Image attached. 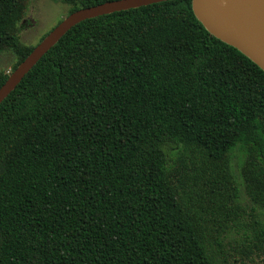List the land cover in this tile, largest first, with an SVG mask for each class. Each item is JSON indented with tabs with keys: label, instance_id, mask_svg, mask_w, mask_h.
<instances>
[{
	"label": "trees",
	"instance_id": "1",
	"mask_svg": "<svg viewBox=\"0 0 264 264\" xmlns=\"http://www.w3.org/2000/svg\"><path fill=\"white\" fill-rule=\"evenodd\" d=\"M29 1L0 0L13 70ZM192 1L77 23L0 103V264H220L241 188L264 248V69Z\"/></svg>",
	"mask_w": 264,
	"mask_h": 264
},
{
	"label": "water",
	"instance_id": "2",
	"mask_svg": "<svg viewBox=\"0 0 264 264\" xmlns=\"http://www.w3.org/2000/svg\"><path fill=\"white\" fill-rule=\"evenodd\" d=\"M166 0H110L79 8L61 20L9 74L0 87V103L40 58L74 25L115 11ZM193 10L209 32L238 48L264 69V0H193Z\"/></svg>",
	"mask_w": 264,
	"mask_h": 264
},
{
	"label": "rangeland",
	"instance_id": "3",
	"mask_svg": "<svg viewBox=\"0 0 264 264\" xmlns=\"http://www.w3.org/2000/svg\"><path fill=\"white\" fill-rule=\"evenodd\" d=\"M70 8L69 4L61 1L30 0L25 17L19 24L20 40L26 45L36 46L44 35H47L69 14ZM16 62L17 56L12 50L0 53V71L10 74ZM184 168V165L181 166V170ZM187 179V177H183L180 181L183 183ZM193 197L197 206L196 195L194 194ZM202 200L204 206H207L208 200L205 198ZM239 201L241 205L240 220L245 227H235L233 219L228 220L222 226H218L217 221L210 222L212 240L217 236L222 245L219 249L220 264H264L262 241L254 237V229L251 226L258 217H256V211L251 208V202L242 188ZM214 245L217 247L216 243Z\"/></svg>",
	"mask_w": 264,
	"mask_h": 264
},
{
	"label": "bare ground",
	"instance_id": "4",
	"mask_svg": "<svg viewBox=\"0 0 264 264\" xmlns=\"http://www.w3.org/2000/svg\"><path fill=\"white\" fill-rule=\"evenodd\" d=\"M259 14L264 17V12L263 11H260Z\"/></svg>",
	"mask_w": 264,
	"mask_h": 264
}]
</instances>
